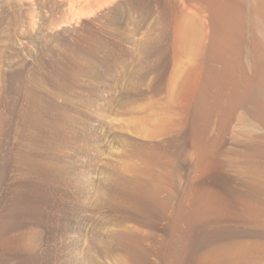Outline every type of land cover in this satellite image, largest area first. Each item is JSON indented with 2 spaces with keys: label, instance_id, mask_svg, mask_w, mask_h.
Masks as SVG:
<instances>
[{
  "label": "rangeland",
  "instance_id": "obj_1",
  "mask_svg": "<svg viewBox=\"0 0 264 264\" xmlns=\"http://www.w3.org/2000/svg\"><path fill=\"white\" fill-rule=\"evenodd\" d=\"M179 4L0 0V264H164L205 183L227 264H264V129L218 95L193 126L211 28Z\"/></svg>",
  "mask_w": 264,
  "mask_h": 264
},
{
  "label": "bare ground",
  "instance_id": "obj_2",
  "mask_svg": "<svg viewBox=\"0 0 264 264\" xmlns=\"http://www.w3.org/2000/svg\"><path fill=\"white\" fill-rule=\"evenodd\" d=\"M179 1L183 6L182 9L184 8V11H187L191 17L199 16L197 10L199 13H206V15L201 14V18H199L200 16L198 18L207 28H211L210 34L208 31L206 32L209 35L206 34L207 39L205 38V40L207 41L209 36V41H207L209 43L206 42L207 48H205L207 51V62H205L207 64L204 68L206 70H203V79L205 78V80H203L194 107L193 126L197 128L199 125L202 126L201 122H206L204 126L211 127V119L216 111L214 99L218 95V111L222 113V115L219 114L221 115L220 118H223V126H221L223 131L224 129L226 131L238 118L237 115L240 110L244 111L243 120L247 118L264 129V0H178V3ZM246 59L249 61V65L245 63ZM193 126L192 128L196 132L197 129ZM208 127L205 128L209 130ZM196 135L192 134V136ZM262 135L260 139H257L261 144L264 141ZM257 141L255 140L256 143ZM255 142L252 140L251 145L256 144ZM257 144L260 145V143ZM254 146L255 151L250 149L254 151V154L261 151L259 150L260 147H263L261 149L264 150V145H260L258 148ZM261 152L264 155V151ZM217 164L215 165L219 168L220 166ZM218 168L217 170H219ZM252 170L255 171V169ZM257 171L259 172V170ZM208 184L205 183L204 185L207 186H203L204 188L199 186L200 192L194 196L190 209L180 207L176 218H172L174 221H171L166 232V238L162 243L164 264H227L228 254L222 244L225 239L224 233L221 230H213L211 226L213 222L216 225V222L220 220L221 210L218 205L216 206V203L214 205L213 196L210 194L209 188L206 189L209 187ZM208 191L209 194H207ZM139 194V196H143V199L148 197L144 189ZM183 221L186 223L185 231L183 225H180ZM212 225L215 226L214 223ZM130 236H127L128 239L132 238ZM138 240H134L135 246L140 242L137 243ZM141 252L144 253L145 251ZM146 253L149 254L148 251ZM146 253L144 255L148 259L149 255Z\"/></svg>",
  "mask_w": 264,
  "mask_h": 264
}]
</instances>
